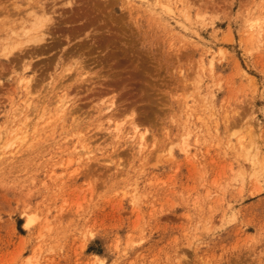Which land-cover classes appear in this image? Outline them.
<instances>
[{
	"label": "rangeland",
	"instance_id": "obj_1",
	"mask_svg": "<svg viewBox=\"0 0 264 264\" xmlns=\"http://www.w3.org/2000/svg\"><path fill=\"white\" fill-rule=\"evenodd\" d=\"M45 6L23 61L0 12V264H264V0Z\"/></svg>",
	"mask_w": 264,
	"mask_h": 264
},
{
	"label": "bare ground",
	"instance_id": "obj_2",
	"mask_svg": "<svg viewBox=\"0 0 264 264\" xmlns=\"http://www.w3.org/2000/svg\"><path fill=\"white\" fill-rule=\"evenodd\" d=\"M17 1L18 0H14L10 5L3 4L0 6L1 8L0 12L4 13L7 17V21L3 23L2 31L7 36V38L10 40L8 41L9 46L4 47L2 49V52L4 53L5 50L10 49L9 56L7 55L5 56V58L8 61H11L13 59L11 62H14L17 59L22 60L23 59L22 56H25V55L34 59L35 58L33 57L34 55L37 54L36 55L37 57L38 54H42L43 52H45V49H44L45 45L51 44L56 36V35H53L55 33L52 34L50 32V29L54 28V25L56 23L53 20V17H54L53 14L55 11L47 10V7L45 6L46 0H25L24 1L26 3L24 4L26 5L25 7H23L21 0L19 2ZM67 4H69V2ZM257 23L259 24V22ZM66 27H70V26L67 25ZM16 29H20V31H17ZM254 29H255V26H254ZM69 38H70V32H68L65 35V39L69 40ZM17 40L18 42H16ZM54 41H53V44H54ZM16 48L18 52H16L15 54L13 50H15ZM30 50L32 51V53H30ZM26 57L24 58V61H26L25 60ZM26 64H27L26 66H30L29 64H31V61H29V64L28 63ZM19 80L20 81L18 82L20 83V85L23 84L24 87L28 89L29 81H30V86H31L34 79L31 76L27 78L25 75H23L22 77L19 78ZM60 102L62 101L60 100ZM64 104L62 102L61 105L58 106L60 112L65 111ZM108 111L111 112V110H108ZM140 143H141V140H140ZM84 149L87 150L86 152L87 154L91 152L87 148H84ZM186 149H187V146H186ZM187 151L188 149L186 150V152ZM26 220H30V219L28 218ZM30 221H27V222H30Z\"/></svg>",
	"mask_w": 264,
	"mask_h": 264
}]
</instances>
